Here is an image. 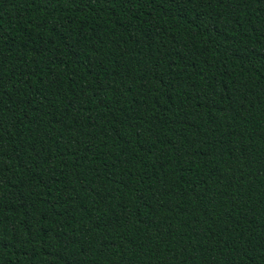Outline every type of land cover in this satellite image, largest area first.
Segmentation results:
<instances>
[{
    "label": "trees",
    "instance_id": "obj_1",
    "mask_svg": "<svg viewBox=\"0 0 264 264\" xmlns=\"http://www.w3.org/2000/svg\"><path fill=\"white\" fill-rule=\"evenodd\" d=\"M0 264H264V0H0Z\"/></svg>",
    "mask_w": 264,
    "mask_h": 264
}]
</instances>
